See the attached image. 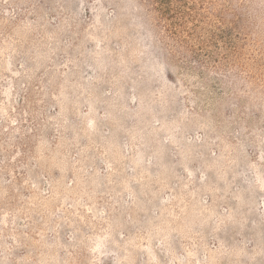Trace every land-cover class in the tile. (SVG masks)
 I'll return each instance as SVG.
<instances>
[{
	"label": "rangeland",
	"instance_id": "374dc122",
	"mask_svg": "<svg viewBox=\"0 0 264 264\" xmlns=\"http://www.w3.org/2000/svg\"><path fill=\"white\" fill-rule=\"evenodd\" d=\"M0 264H264V0H0Z\"/></svg>",
	"mask_w": 264,
	"mask_h": 264
}]
</instances>
